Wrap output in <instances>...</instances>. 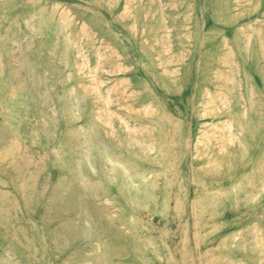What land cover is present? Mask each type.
Returning a JSON list of instances; mask_svg holds the SVG:
<instances>
[{
	"label": "rangeland",
	"instance_id": "374dc122",
	"mask_svg": "<svg viewBox=\"0 0 264 264\" xmlns=\"http://www.w3.org/2000/svg\"><path fill=\"white\" fill-rule=\"evenodd\" d=\"M0 264H264V0H0Z\"/></svg>",
	"mask_w": 264,
	"mask_h": 264
},
{
	"label": "bare ground",
	"instance_id": "6f19581e",
	"mask_svg": "<svg viewBox=\"0 0 264 264\" xmlns=\"http://www.w3.org/2000/svg\"><path fill=\"white\" fill-rule=\"evenodd\" d=\"M58 230H59V229H58ZM59 231H60V230H59ZM58 233H59V232H58ZM56 235H57V232H56ZM59 235H61V234H59ZM59 235H58V236H59ZM58 236H57V238H58ZM62 237H63V236H62ZM60 239H61V238H60Z\"/></svg>",
	"mask_w": 264,
	"mask_h": 264
}]
</instances>
